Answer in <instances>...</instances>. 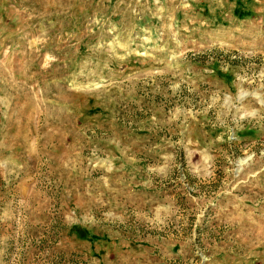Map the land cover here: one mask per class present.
I'll return each instance as SVG.
<instances>
[{
	"label": "rangeland",
	"instance_id": "374dc122",
	"mask_svg": "<svg viewBox=\"0 0 264 264\" xmlns=\"http://www.w3.org/2000/svg\"><path fill=\"white\" fill-rule=\"evenodd\" d=\"M0 264H264V0H0Z\"/></svg>",
	"mask_w": 264,
	"mask_h": 264
}]
</instances>
